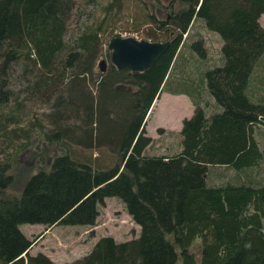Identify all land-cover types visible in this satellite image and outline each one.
I'll list each match as a JSON object with an SVG mask.
<instances>
[{
	"label": "trees",
	"instance_id": "16d2710c",
	"mask_svg": "<svg viewBox=\"0 0 264 264\" xmlns=\"http://www.w3.org/2000/svg\"><path fill=\"white\" fill-rule=\"evenodd\" d=\"M139 1L169 48L144 72L118 70L109 52L102 73L96 64L104 22L67 38L74 0H0V264H57L30 253L35 243L20 225L93 227L110 197L124 204L139 236L102 237L64 264H264V183L253 175L264 161L257 134L264 131V80L255 77L264 56V0ZM199 22L223 41L222 63H208L193 80L184 75L182 51L206 59L203 39L187 44ZM165 89L189 96L195 110L183 121L177 151L153 155L146 119ZM50 92L57 94L48 116L55 129L21 126L23 100L49 101ZM202 93L216 111L202 106ZM72 118L80 124L60 125ZM35 135L57 154L46 163L38 152V171L17 195L8 191L15 162ZM74 146L106 149L109 164ZM211 167L230 168L236 181L211 183ZM197 243L200 259L192 251Z\"/></svg>",
	"mask_w": 264,
	"mask_h": 264
},
{
	"label": "rangeland",
	"instance_id": "374dc122",
	"mask_svg": "<svg viewBox=\"0 0 264 264\" xmlns=\"http://www.w3.org/2000/svg\"><path fill=\"white\" fill-rule=\"evenodd\" d=\"M74 1L75 6L69 22L67 38L76 35L81 30L89 28L96 22H104L102 27L103 33L100 35L101 53L96 64L97 72H99V62L101 60H106L109 64V57L107 55L111 52L109 50V43L115 37H132L139 41L166 42V37L160 31L156 30L154 25L145 22L144 16L146 11L139 0H119L108 11L106 7L111 4L112 0ZM171 1L173 0H162V4L163 6H168ZM174 2L176 6L180 5V0H174ZM165 14L166 10L164 9L162 15L165 16ZM259 22L264 27V14L260 17ZM190 36L192 38L187 43L188 45L196 40L203 39V48L206 51V59L203 61L206 63L197 57H191L192 53L190 49L185 47L182 54L188 60L184 75L185 77L199 80L200 74L207 68L208 63L209 67L222 63L221 47L223 41L218 35L210 32L201 22L193 25ZM153 38H157L158 41H153ZM184 38L186 39V37ZM202 64L203 68H201ZM255 77L264 80V56L255 69ZM85 85L87 91L93 95L96 88L89 82V79L86 80ZM169 87H176V84ZM167 90L165 89V91ZM68 93L73 94L74 92L69 88ZM49 95L51 96L49 101H45L46 97L36 98V96L28 101L23 100L24 107L20 113L21 126L28 127L31 124L40 122L44 130L50 132L55 129L56 126L51 124L48 116L53 112V104L57 99V94H51L50 92ZM201 96L202 106L205 105L208 113L217 110L214 105V100L209 94L202 93ZM185 100L182 101V99L174 98L172 103L164 100L160 106H158L159 103L156 105L158 107L152 115L149 114L150 117L148 116L146 119V130L147 135L153 138V143L148 148V153L153 155L172 154L177 151L180 143V136L177 132L181 129L183 121L190 118L195 110V107L186 98ZM154 105L155 102L152 106ZM74 119L72 118L66 123L61 122L60 125H79L80 122ZM158 125L168 126L173 132L163 129H161V132L159 131L160 127ZM166 132L171 133L166 134ZM257 134L264 151L263 129L259 128ZM19 142L20 140L16 141L15 146ZM37 145L39 146V150L36 148ZM73 148L76 152L84 154L88 160L89 158H92V160L100 159L101 161L98 164L103 166L109 164V161L106 159L109 152L106 149H89L81 146H74ZM39 151L46 153V163L51 160L53 155L57 154L55 147H47L42 137L35 135L31 144L28 145L27 150L20 154L15 162L13 171L15 178L14 184L8 188V191L17 195L22 193L29 178L38 171ZM210 169V182L215 185L236 181V174L230 168L211 167ZM217 172H222L223 175L218 177ZM253 175L257 181L264 183V161L259 167L254 169ZM99 212L100 215L96 225L93 227L59 225L50 230H46V227L41 225L22 224L20 225V230L35 243L30 250L31 254L43 253L57 264L73 262L85 256L102 237L112 236L116 241L120 242L128 241L139 236V226L128 215L124 204L120 200L114 197L105 199L104 204L99 206ZM192 251L200 259V243H197Z\"/></svg>",
	"mask_w": 264,
	"mask_h": 264
},
{
	"label": "water",
	"instance_id": "95a60500",
	"mask_svg": "<svg viewBox=\"0 0 264 264\" xmlns=\"http://www.w3.org/2000/svg\"><path fill=\"white\" fill-rule=\"evenodd\" d=\"M171 42L139 41L135 38L115 37L109 43L110 59L118 69L144 72L150 69L169 48ZM106 60L99 62V72L107 70Z\"/></svg>",
	"mask_w": 264,
	"mask_h": 264
},
{
	"label": "crops",
	"instance_id": "0c3cea01",
	"mask_svg": "<svg viewBox=\"0 0 264 264\" xmlns=\"http://www.w3.org/2000/svg\"><path fill=\"white\" fill-rule=\"evenodd\" d=\"M184 97L191 103V105L193 107H195L193 101L191 100V98H189V96H187L185 94L172 93L170 91H167V92H162L160 94L159 98H157V100L155 101V105L152 106L153 108L151 107V110H150V113L149 114L152 115V113H154V111L156 110V108L158 106H160V104L163 103L164 100H168L169 103H172L174 98H178V99H182V101H186ZM157 104H158V106H156ZM150 115H148V116L150 117ZM158 126L160 127V130L163 129L165 131H171V132H173L172 129H170L168 126H163V125L162 126L161 125H158ZM181 129H182V126H181ZM181 129L177 133H180ZM171 132H169V133H171ZM169 133L166 132V134H169ZM32 255H35V254H32Z\"/></svg>",
	"mask_w": 264,
	"mask_h": 264
},
{
	"label": "clouds",
	"instance_id": "9594fccd",
	"mask_svg": "<svg viewBox=\"0 0 264 264\" xmlns=\"http://www.w3.org/2000/svg\"><path fill=\"white\" fill-rule=\"evenodd\" d=\"M156 100H157V99H156ZM156 100H155V101H156ZM155 101H154V102H155Z\"/></svg>",
	"mask_w": 264,
	"mask_h": 264
},
{
	"label": "bare ground",
	"instance_id": "6f19581e",
	"mask_svg": "<svg viewBox=\"0 0 264 264\" xmlns=\"http://www.w3.org/2000/svg\"><path fill=\"white\" fill-rule=\"evenodd\" d=\"M262 123V122H261Z\"/></svg>",
	"mask_w": 264,
	"mask_h": 264
}]
</instances>
